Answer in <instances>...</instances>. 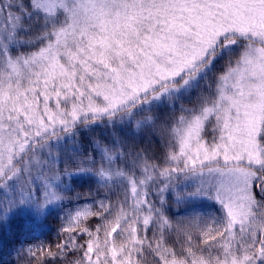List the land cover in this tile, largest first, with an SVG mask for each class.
Instances as JSON below:
<instances>
[{
  "label": "snow or ice",
  "instance_id": "snow-or-ice-1",
  "mask_svg": "<svg viewBox=\"0 0 264 264\" xmlns=\"http://www.w3.org/2000/svg\"><path fill=\"white\" fill-rule=\"evenodd\" d=\"M55 213L17 264H264V0H0V229Z\"/></svg>",
  "mask_w": 264,
  "mask_h": 264
},
{
  "label": "trees",
  "instance_id": "trees-1",
  "mask_svg": "<svg viewBox=\"0 0 264 264\" xmlns=\"http://www.w3.org/2000/svg\"><path fill=\"white\" fill-rule=\"evenodd\" d=\"M87 184L83 188L76 187L77 191L86 192ZM59 213L37 220L27 215H17L10 222L0 229V251L4 253V259L11 264H17L16 254L13 248H19L20 243L28 241L37 243L40 240L55 242L59 224Z\"/></svg>",
  "mask_w": 264,
  "mask_h": 264
}]
</instances>
